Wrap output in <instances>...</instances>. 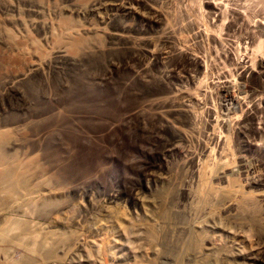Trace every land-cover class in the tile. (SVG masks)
I'll return each instance as SVG.
<instances>
[{
  "label": "rangeland",
  "instance_id": "obj_1",
  "mask_svg": "<svg viewBox=\"0 0 264 264\" xmlns=\"http://www.w3.org/2000/svg\"><path fill=\"white\" fill-rule=\"evenodd\" d=\"M0 264H264V0H0Z\"/></svg>",
  "mask_w": 264,
  "mask_h": 264
},
{
  "label": "trees",
  "instance_id": "obj_2",
  "mask_svg": "<svg viewBox=\"0 0 264 264\" xmlns=\"http://www.w3.org/2000/svg\"><path fill=\"white\" fill-rule=\"evenodd\" d=\"M83 85H86V83H83ZM91 86V85H90ZM92 87V86H91ZM89 88V87H88ZM86 92V93H85ZM99 93V87H97L95 90H93V88H89V92L87 93V91H84L82 98L76 96V94H71L70 96L75 98L76 100H78L80 103H82L84 106H86L89 98H93L95 97V95H97ZM90 95V97L88 98V95ZM94 103V101L92 102ZM90 115H85V117H89ZM111 133V132H110ZM110 135V134H109ZM85 136V135H84ZM97 136H100V133H97ZM82 138V137H81ZM82 141H84V143L87 142V140H85V138H82Z\"/></svg>",
  "mask_w": 264,
  "mask_h": 264
}]
</instances>
